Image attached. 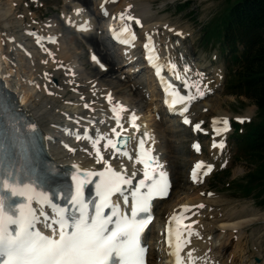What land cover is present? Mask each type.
Instances as JSON below:
<instances>
[{
  "label": "rangeland",
  "instance_id": "obj_1",
  "mask_svg": "<svg viewBox=\"0 0 264 264\" xmlns=\"http://www.w3.org/2000/svg\"><path fill=\"white\" fill-rule=\"evenodd\" d=\"M123 1H130L135 5L137 13H142L139 16L144 19L146 26L144 29L153 27L160 31L158 34L161 42L164 43L166 38L173 37L168 46L175 55L182 54L185 48L190 46L191 55L195 52L199 63L205 62L212 55H217V62L220 64L218 74L228 71L226 53L224 54L216 38L205 37V30H216V26H220L222 17L235 0ZM81 3L80 0H0V37L2 35L7 37L8 50L12 48L18 51L15 53L12 49L9 50L16 55L14 56L15 67L19 75L13 72V86L22 83L28 88L31 87V98L27 102V109L33 111L38 121L48 129L55 123H65L69 117L79 118L85 113L93 127L106 130L109 122L107 120L108 106L104 101V94L108 91L113 93L116 96L115 102L127 104L132 111L141 113L147 119L145 123L153 125L157 134L162 138L161 151L170 168L173 170L172 157L169 154L170 148L164 143L165 140L169 141L170 147L178 149L175 159L180 166L182 164L179 168L182 179L178 180L177 184L175 183L177 186H174L171 197L158 203L156 207L157 217H159L149 235V241L151 243L155 241L152 250L157 252L156 261L161 264L166 263L163 247L155 236L159 234L165 216L183 204L190 208L189 216L195 225L197 224V227L195 226L197 236L195 235L190 247L192 255L197 257L196 264H212V262L213 264H264V208L259 205L260 196L258 197L259 188L257 186L260 180L254 177L258 175L260 165L255 157L242 155L235 135L241 134V131L236 133L231 129L227 151L222 159L218 158L219 162L214 174L207 175L199 185L191 184L187 180L189 160L193 158L190 149L191 136L178 131L177 127L172 124L169 127L170 121L162 122L161 119L155 118L151 107H158V100L156 101L152 96L147 102L142 100L140 90H136L133 85L134 78L128 80L116 69L114 72L102 71L90 60V43L86 36L92 33L100 40L107 41L106 35L94 31L83 37L81 34L77 36L73 33L74 31L72 32L64 25V18L57 17L58 9L64 11L65 14L71 13L73 11L71 7L78 4L82 6L83 3ZM94 5L96 7V4ZM83 7L88 12L93 9L90 4L87 8ZM48 14L55 18L56 32L63 35L59 45L51 46L53 59H50L49 55L44 58L39 56L32 42L26 39L21 42L32 52V57L21 55L24 52L15 44L19 33L24 27L39 25L41 22L38 24L35 22ZM170 26L176 27L179 35L175 36L177 30L168 32ZM42 28L50 30L48 26H42ZM68 31L77 37L72 39V34L70 32L67 34ZM182 36H186L184 41L181 40ZM62 58L68 60L64 63L71 61L77 67L76 75L72 73L73 77L66 76L70 72L61 69ZM122 60L120 56L119 61ZM125 68L129 70V67ZM16 77H19V80ZM54 78L57 79V84L54 83ZM224 81L221 79L214 83L215 92L208 94L195 107L193 116L198 120L206 121V127L210 125L211 116L219 118L230 116L234 121L237 115L256 119L258 109L253 101L245 95L229 93L226 80ZM149 87L154 90V83L149 82ZM67 88H72V91L68 93ZM85 104L88 105L87 108ZM163 132H166V135ZM209 150V148L205 149L203 157L209 161H216L217 154ZM61 151L58 148L54 149V153L59 156L64 154ZM72 159L79 161L82 165L91 162L89 157L78 153ZM247 181L248 184L252 183V189H257L256 195L254 193L247 195L238 188V185ZM201 204L204 207H198ZM204 245L206 250L203 249ZM207 245L209 247H206ZM255 257H259L261 262H256Z\"/></svg>",
  "mask_w": 264,
  "mask_h": 264
},
{
  "label": "snow or ice",
  "instance_id": "obj_2",
  "mask_svg": "<svg viewBox=\"0 0 264 264\" xmlns=\"http://www.w3.org/2000/svg\"><path fill=\"white\" fill-rule=\"evenodd\" d=\"M120 16L122 20L125 19V13L122 12ZM134 19L131 15L126 16L127 21ZM135 22L140 23L138 19ZM121 32L127 33L132 40L135 39V33L130 31L127 23L121 28ZM123 42L129 43L128 40ZM145 48L154 52V48H150L148 44ZM148 60L152 63L153 57L149 56ZM153 67L157 76H160L161 67L158 64H153ZM171 67L175 68V65ZM185 86L188 87L187 84ZM192 87L200 97L205 95L199 84ZM164 91L166 103L170 99V107L181 105L178 111L183 116V122L189 124L188 117L183 114L194 97L181 95L176 90L170 91L168 85L164 86ZM109 101L111 102L110 96ZM0 106L5 113L9 111L2 97ZM85 107L88 105L85 104ZM123 108L119 103L112 108L116 125L121 129H111L117 139L98 130L95 136L85 133V138L92 141L98 162L103 164L102 168L82 170L73 166L70 180L63 179L47 189L44 187L48 181L47 173L37 175L38 169H27L18 161L12 162L16 156L15 149L19 146L22 150L18 140L12 141L7 150L5 142L0 140V264H145L146 250L142 245L141 235L152 220V199L167 195L169 182L167 173L159 170L150 150L144 148L146 132L140 135V151L135 158L144 168L142 177L136 183H133L135 173L127 176L123 171L113 169L104 158L99 147L101 140L106 141L105 149L110 147L116 153L132 159L124 148L131 137L121 135L125 130L119 110ZM9 119L12 129L18 132V121L15 117ZM136 119L135 114H132L130 123L133 128L138 129ZM223 123L226 130L227 120ZM25 127L34 137L36 125L28 123ZM195 128L199 129L200 124L197 123ZM79 138L80 135L77 134V139ZM217 146L223 148V142L219 145L214 142L213 147ZM194 147L199 150L198 144ZM203 165V161L195 164L191 172L193 181L197 180L198 170ZM212 167L207 165L202 174L206 175ZM51 171L55 172V169ZM88 185L95 186L93 200L87 199L85 195ZM127 185H131V188L126 192L123 186ZM113 196L117 197L115 201ZM57 200H62L63 203H57ZM176 222L180 223L179 220ZM38 224L43 225L45 230H41ZM176 240L174 250L170 253L175 258V264H195L192 251H189L187 259L181 255L179 233Z\"/></svg>",
  "mask_w": 264,
  "mask_h": 264
},
{
  "label": "trees",
  "instance_id": "obj_3",
  "mask_svg": "<svg viewBox=\"0 0 264 264\" xmlns=\"http://www.w3.org/2000/svg\"><path fill=\"white\" fill-rule=\"evenodd\" d=\"M223 22V35L232 50L235 51L237 41L250 50L241 58V68L230 84L234 88L232 92L239 90L258 107L260 120L249 127L244 146L250 149V156L260 165L258 175L254 177L260 180L258 197L259 203L264 205V0H235ZM251 187V184L240 185L246 193L251 192Z\"/></svg>",
  "mask_w": 264,
  "mask_h": 264
},
{
  "label": "bare ground",
  "instance_id": "obj_4",
  "mask_svg": "<svg viewBox=\"0 0 264 264\" xmlns=\"http://www.w3.org/2000/svg\"><path fill=\"white\" fill-rule=\"evenodd\" d=\"M93 1L94 0H80V2H82L83 4H85V5H87L88 7H89V4H90V6H91V4H93ZM97 5V4H96ZM83 6V5H82ZM139 14H142V13H140L139 12ZM134 15V14H133ZM135 15H137L136 13H135ZM141 18H142V16H140ZM146 27V26H145ZM69 32L71 33V31H68V33L67 34H69ZM3 34V33H2ZM1 34V35H2ZM72 34V33H71ZM77 36L75 35V34H72V39H75ZM83 37V36H82ZM87 38H88V41H89V43H90V45H92L94 48H97L98 50H99V52H100V54L102 55V58H103V60L107 63V64H110V68H109V70L108 71H115V69L117 68V65H116V61H115V59L111 56V54H109L108 52H107V50H106V46H105V43L103 42V40H100L99 38H98V36H94V34L92 35V34H90V35H88V36H86ZM8 43V42H7ZM4 46V47H3ZM9 47H10V44H9ZM0 49H2V51H3V53L1 54V55H3V59L6 61H8V64L10 65V67L8 68V71L9 72H11V73H13L14 71H13V69L16 71V67H15V61H16V59H15V57L14 56H16V55H14V54H12L11 53V51H9V50H11L12 48H9V50H8V48H7V44H6V42H5V40H4V38H0ZM13 50V49H12ZM15 53L16 52H18V51H15V50H13ZM19 54H21V52L19 53ZM21 55H23V54H21ZM23 57V56H22ZM24 58V57H23ZM62 60H67V59H65V58H63ZM190 64V63H189ZM3 67V65H2V63H0V69ZM6 68V67H5ZM189 68H190V66H189ZM16 74L18 75V73H17V71H16ZM1 75V74H0ZM190 75V74H189ZM19 76V75H18ZM177 77H178V75H176ZM143 77V76H142ZM18 80H19V77H16ZM21 79V78H20ZM17 80V81H18ZM21 82V81H20ZM154 83V85H155V88H156V84H155V82H153ZM22 85V91L24 92V98L22 99V104L23 103H26L30 98H31V91H30V89H31V87H29L28 88V86L26 85V84H21ZM140 96H141V99H142V95L140 94ZM107 111H108V109H107ZM105 117H106V115H105ZM221 117V120H222V116H220ZM240 118H242V116H239ZM105 120V119H104ZM107 122V121H106ZM219 122V121H218ZM220 123V122H219ZM172 125H174V123H171ZM114 127H116L117 128V131H121V129H120V127H118V126H114ZM48 129V128H47ZM123 129L125 130L126 129V126L125 125H123ZM126 131V130H125ZM125 131H122L121 133H124ZM166 131V130H165ZM59 135H60V133L59 132H57ZM166 133V132H165ZM164 132H163V134L164 135H166ZM113 134V133H112ZM64 137V136H63ZM162 137V136H161ZM165 144L166 145H168V147L170 148L169 149V154H170V157H172V168H173V177L175 178V183L177 184V182H178V180H181L182 179V177H181V174H179L180 172H179V168L182 166V164H181V166H180V163H178V161L175 159V158H177V155H175V153H177V151H178V149L177 148H175V147H170V145H169V141H167V140H165ZM164 144V145H165ZM172 144V143H171ZM58 148V147H57ZM59 149V148H58ZM209 151H211V150H209ZM61 152H63V151H61ZM64 153V152H63ZM212 153V152H211ZM214 154V153H213ZM169 158V157H168ZM170 159V158H169ZM63 163H67V164H71L70 163V161H62ZM102 165L103 164H101V165H99L98 167H96V168H99V167H102ZM175 184V185H176ZM177 186V185H176ZM171 197V196H170ZM169 199V198H168ZM162 201H159L158 203L160 204ZM217 216V215H216ZM215 216V217H216ZM159 217V216H158ZM153 228V227H152ZM152 228H151V230H152ZM151 230H150V232H149V235L151 234ZM165 233V232H164ZM154 238V237H153ZM150 239V238H149ZM155 240V239H154ZM155 241H153V243H154ZM151 243V242H150ZM153 243H151V245L153 244ZM156 245V244H155ZM153 247H155V246H153ZM206 247H209V245H207ZM154 249V248H153ZM203 249H205V245H204V247H203ZM208 251V250H207ZM196 252H198V251H196ZM154 251L152 250L151 251V254L152 255H154ZM217 260V259H216Z\"/></svg>",
  "mask_w": 264,
  "mask_h": 264
},
{
  "label": "water",
  "instance_id": "obj_5",
  "mask_svg": "<svg viewBox=\"0 0 264 264\" xmlns=\"http://www.w3.org/2000/svg\"><path fill=\"white\" fill-rule=\"evenodd\" d=\"M259 261V259H257Z\"/></svg>",
  "mask_w": 264,
  "mask_h": 264
}]
</instances>
